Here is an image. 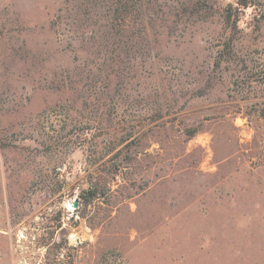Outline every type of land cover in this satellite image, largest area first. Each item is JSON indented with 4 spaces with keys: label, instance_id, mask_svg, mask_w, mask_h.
Listing matches in <instances>:
<instances>
[{
    "label": "rangeland",
    "instance_id": "obj_1",
    "mask_svg": "<svg viewBox=\"0 0 264 264\" xmlns=\"http://www.w3.org/2000/svg\"><path fill=\"white\" fill-rule=\"evenodd\" d=\"M242 1L0 0V264H264Z\"/></svg>",
    "mask_w": 264,
    "mask_h": 264
},
{
    "label": "trees",
    "instance_id": "obj_2",
    "mask_svg": "<svg viewBox=\"0 0 264 264\" xmlns=\"http://www.w3.org/2000/svg\"><path fill=\"white\" fill-rule=\"evenodd\" d=\"M243 1H244V0H243ZM243 1H242V4H243V5H246L247 2H246V1L243 2ZM240 2H241V0H240ZM93 188H94V186H91L90 188H88L87 190L84 191V193H85V192L88 193V196H86V198H88L89 196H95V195H96V191L93 190Z\"/></svg>",
    "mask_w": 264,
    "mask_h": 264
},
{
    "label": "water",
    "instance_id": "obj_3",
    "mask_svg": "<svg viewBox=\"0 0 264 264\" xmlns=\"http://www.w3.org/2000/svg\"><path fill=\"white\" fill-rule=\"evenodd\" d=\"M77 205H78V201L75 200V201L73 202V206H74V207H77Z\"/></svg>",
    "mask_w": 264,
    "mask_h": 264
},
{
    "label": "built area",
    "instance_id": "obj_4",
    "mask_svg": "<svg viewBox=\"0 0 264 264\" xmlns=\"http://www.w3.org/2000/svg\"><path fill=\"white\" fill-rule=\"evenodd\" d=\"M20 236H21V237H20V239H21L22 237H25L23 233H22V234H20Z\"/></svg>",
    "mask_w": 264,
    "mask_h": 264
}]
</instances>
